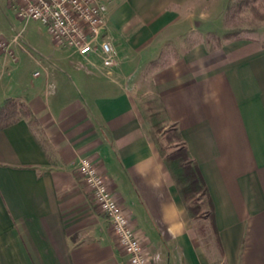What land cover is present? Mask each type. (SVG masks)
Masks as SVG:
<instances>
[{"label": "crops", "instance_id": "obj_1", "mask_svg": "<svg viewBox=\"0 0 264 264\" xmlns=\"http://www.w3.org/2000/svg\"><path fill=\"white\" fill-rule=\"evenodd\" d=\"M112 1L111 69L55 45L39 54L25 25L0 50V108L15 100L32 118L0 129V264H128L78 174L83 158L150 264H264V30L225 36L230 0H127L126 11ZM20 52L42 75L20 72ZM151 99L207 186L217 231L207 246L152 140Z\"/></svg>", "mask_w": 264, "mask_h": 264}, {"label": "built area", "instance_id": "obj_2", "mask_svg": "<svg viewBox=\"0 0 264 264\" xmlns=\"http://www.w3.org/2000/svg\"><path fill=\"white\" fill-rule=\"evenodd\" d=\"M17 21L39 23L53 44L70 51L89 65L93 59L111 69L117 55L105 39V20L110 0H8ZM0 50L7 42L0 37ZM78 174L91 192L96 207L107 220L113 235L127 257L128 264H150L144 246L126 211L118 203L98 165L88 158L80 160Z\"/></svg>", "mask_w": 264, "mask_h": 264}, {"label": "rangeland", "instance_id": "obj_3", "mask_svg": "<svg viewBox=\"0 0 264 264\" xmlns=\"http://www.w3.org/2000/svg\"><path fill=\"white\" fill-rule=\"evenodd\" d=\"M112 2H114L116 8L126 11L125 4L127 0H114ZM110 3L108 4V7ZM14 18L8 0H0V32L4 35H0L1 40L4 39L6 41L9 36L15 34L16 31L12 30L11 25L15 26L17 30H20L25 25L23 30V43L31 45L41 55H47L52 51L54 44H51L53 43L52 40L47 37L45 29L39 23L34 21H29L26 24L17 23ZM12 20L14 21V24L12 23ZM225 26L228 31V37H251L256 36L257 33L261 34L260 32H262V29L264 30V0H230L225 13ZM25 47L27 48L26 45ZM29 51L35 57L40 58L38 53H35L30 49ZM114 51L117 53L116 50ZM18 58L21 73L32 76V73L38 72L42 75L40 68L27 54L20 52ZM5 107L8 114L5 115L4 118L18 119L24 117L29 119V121H32L27 109L19 102L8 100V102L5 103ZM145 107L147 118L151 120V122L154 121L159 125L160 133L153 132L152 129L151 136L152 140H154V142L156 141V148L163 158L166 167L169 169L171 166L165 161V157L172 152L175 147L180 145V142L175 138L176 128L174 125L165 123V121L162 122V109L155 100H147L145 102ZM171 174L176 184L174 174ZM199 203L204 218L196 222L195 229L197 235H199L202 242L207 246L209 243H214L215 235L210 225V211L205 198H201Z\"/></svg>", "mask_w": 264, "mask_h": 264}, {"label": "trees", "instance_id": "obj_4", "mask_svg": "<svg viewBox=\"0 0 264 264\" xmlns=\"http://www.w3.org/2000/svg\"><path fill=\"white\" fill-rule=\"evenodd\" d=\"M7 114L4 104V106L0 108V129L9 126L17 120L4 118ZM152 128L153 132L160 133L158 123L153 121ZM175 132V138L180 142V145L175 147V149L165 157V161L171 166L169 170L174 174L180 199L190 219L197 220L204 218L199 201L201 198H205L210 211V225L216 236L217 231L214 225L213 205L207 191V186L197 164L190 158L188 150L179 133L177 130Z\"/></svg>", "mask_w": 264, "mask_h": 264}]
</instances>
